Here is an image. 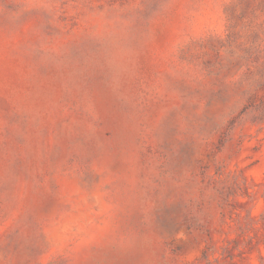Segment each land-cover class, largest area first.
<instances>
[{"label":"rangeland","instance_id":"374dc122","mask_svg":"<svg viewBox=\"0 0 264 264\" xmlns=\"http://www.w3.org/2000/svg\"><path fill=\"white\" fill-rule=\"evenodd\" d=\"M0 264H264V0H0Z\"/></svg>","mask_w":264,"mask_h":264}]
</instances>
